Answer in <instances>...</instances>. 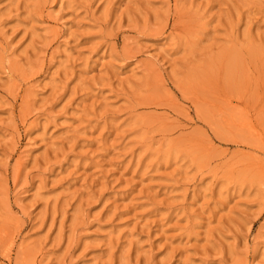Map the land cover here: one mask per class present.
I'll return each mask as SVG.
<instances>
[{"label": "rangeland", "instance_id": "1", "mask_svg": "<svg viewBox=\"0 0 264 264\" xmlns=\"http://www.w3.org/2000/svg\"><path fill=\"white\" fill-rule=\"evenodd\" d=\"M0 264H264V0H0Z\"/></svg>", "mask_w": 264, "mask_h": 264}]
</instances>
